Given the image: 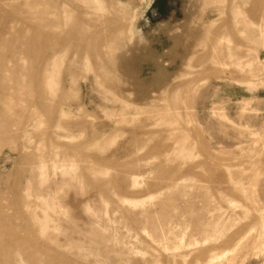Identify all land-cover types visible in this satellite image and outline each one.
Listing matches in <instances>:
<instances>
[{"label": "rangeland", "instance_id": "1", "mask_svg": "<svg viewBox=\"0 0 264 264\" xmlns=\"http://www.w3.org/2000/svg\"><path fill=\"white\" fill-rule=\"evenodd\" d=\"M0 264H264V0H0Z\"/></svg>", "mask_w": 264, "mask_h": 264}]
</instances>
